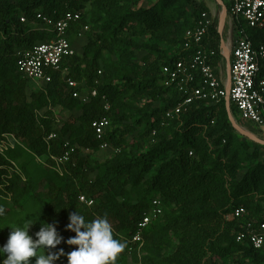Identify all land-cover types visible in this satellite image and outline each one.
I'll use <instances>...</instances> for the list:
<instances>
[{
    "label": "trees",
    "instance_id": "16d2710c",
    "mask_svg": "<svg viewBox=\"0 0 264 264\" xmlns=\"http://www.w3.org/2000/svg\"><path fill=\"white\" fill-rule=\"evenodd\" d=\"M118 1L0 0V146L10 144L7 137L13 138V148L7 146V150L0 151V197L10 196L14 201V206L8 210L0 199V207L4 209L0 222L11 211L19 210L18 217L22 218L17 221V226L32 225L29 234L34 239L41 222H45L55 223L58 233L66 241L75 235L66 230L68 217L75 210L84 215L86 221L106 215L116 231H113L114 238L125 241V251L129 253V240L136 233L142 214L152 199L159 197L164 202L165 211L145 231V243L140 250H148L144 264H204L203 259L209 253L226 258L238 252L244 253L251 264H264V250H255L247 243L236 241L242 222L233 217L236 208L244 207L249 217L264 218V206L259 209L258 204L254 209L255 201H264L263 146L250 139L237 138L225 100L217 104L196 102L179 118H174L178 120L166 118L167 111L175 107L183 95L175 88L164 87L162 66L179 58L186 31L195 28L201 14L208 10L206 7L199 5L192 14L194 20L182 24L181 18H188L185 6L191 4V0H161L147 9L108 17L100 34L88 35L83 55L76 52L64 63L68 76L80 84L78 91H82L85 83L94 84L98 71H101L98 65L104 50L113 52L119 42H125L122 35L127 32L166 36L172 27H176L181 47L169 58L157 50H150L139 63L109 72L105 82L93 86L98 90V96L88 103L73 98L72 89L61 73H55L52 82L45 87L31 92L30 80L19 73L16 50L49 39V35L40 30L41 24L36 20L38 13L58 19L66 12L80 11L81 20L72 24L68 31L73 45L80 29L90 26L82 9L88 4L113 8ZM22 18L26 22H21ZM233 26L234 36L236 27ZM247 34L254 45L264 44V27L247 29ZM210 36L206 46L219 53L220 38L214 23ZM126 51L122 49V52ZM156 52L162 57L152 59L151 54ZM218 60L224 67L223 58L218 56ZM129 89L153 101L164 102L163 107L145 113L144 137L151 145L148 151L129 149L128 136L141 126L143 119H139L126 127L108 130L104 141L117 153L106 163L86 168L85 161L74 155L72 163L75 166L67 164L63 176L43 166L41 182H33L35 177L29 172L27 162L46 157L50 163L51 155L60 156L64 152L65 141L69 140L72 145L99 147L101 142L96 139L91 124L93 120L107 116L102 96L117 103L127 97ZM58 107L77 109L81 113L59 125L61 121L58 122L54 111ZM231 112L235 118L239 117L233 104ZM172 122L181 126L170 132L172 137L168 138L166 131ZM52 132H57V138L47 143ZM190 152L193 155L190 156ZM93 172H97L94 178L91 177ZM40 184L46 190L39 197L33 196V190ZM80 195L93 200V205L82 204ZM31 203L36 205V213L26 216L27 205ZM177 209L181 214L179 217L175 216ZM175 228L181 230L179 250L173 258L164 257L163 251L173 246L169 233ZM147 240L150 243L146 246ZM5 243L0 229V247ZM74 247L62 242L51 249L52 253H58L60 249L65 253L55 263L68 264L67 254ZM140 252L133 250L131 254ZM4 258L0 254V264ZM121 262L117 256L111 264ZM31 264H35L34 261L31 260Z\"/></svg>",
    "mask_w": 264,
    "mask_h": 264
},
{
    "label": "built area",
    "instance_id": "2783aa9c",
    "mask_svg": "<svg viewBox=\"0 0 264 264\" xmlns=\"http://www.w3.org/2000/svg\"><path fill=\"white\" fill-rule=\"evenodd\" d=\"M229 16L236 27L235 42L231 47L230 88L218 74L216 61L219 53L205 44L214 19L207 12H203L195 28L186 31L179 58L162 66L164 87L175 88L183 95V99L167 111L166 118H179L196 102L217 104L229 99L243 121L264 133V44L254 45L247 34V29L264 27V0H230ZM81 18L80 11L66 12L58 19L38 13L36 20L41 24L40 30L47 33L49 39L16 50V61L18 71L25 78L37 83L39 88L51 83L55 73H61L68 87L72 89L73 98L88 103L98 96V90L94 87L88 95L78 91L80 84L68 76V68L64 67L65 61L76 54L68 38V31ZM21 22H26V19L22 18ZM89 28V25H85L77 37L85 35ZM98 74L101 75L102 71H98ZM95 83L99 84L97 80ZM102 105L104 111L109 112L106 96H102ZM57 120L60 121L58 118ZM91 126L96 139L101 142L100 147L108 148L109 144L104 138L110 130L109 117L105 115L95 119ZM56 138L57 132H52L46 141L49 143ZM7 139L10 144H2L1 152L7 150V146L13 148L9 137ZM76 149L69 140L65 141L64 152L60 156H50V168L63 176L67 171V164L75 166L72 162ZM79 200L87 206L93 205V200L85 195H80ZM164 211L163 200L159 197L152 199L149 208L142 214L136 233L129 240L130 254L133 250L140 252L145 243V231L153 221L164 215ZM233 217L242 222L236 241L247 243L255 250H264V218L249 217L244 207L236 208Z\"/></svg>",
    "mask_w": 264,
    "mask_h": 264
},
{
    "label": "rangeland",
    "instance_id": "374dc122",
    "mask_svg": "<svg viewBox=\"0 0 264 264\" xmlns=\"http://www.w3.org/2000/svg\"><path fill=\"white\" fill-rule=\"evenodd\" d=\"M160 1L161 0H119L118 5L113 8H103L98 5L88 4V6L82 9V11L85 15L86 21L90 23V28L89 31H87L86 35L74 39L73 42L74 49L76 50L79 56H82L84 53V47L88 43V35L100 34L102 31L101 27L104 24H106L108 17H110L111 15L117 14L121 16L130 13L131 11H137L139 9H147L159 3ZM211 1L214 0H191V4L185 6L186 11L188 13L187 14L188 18L182 17L180 23L182 24L183 22H187V23L192 22L194 20L192 14L196 10V8L199 5H203L204 7H206V4H208ZM175 7H181V6L175 5ZM205 12L211 15V12H209L208 10ZM221 12L222 10L220 9V7H217L216 12L213 11L215 15L214 14L211 15V17H213L214 19L213 23L216 25V27H218L219 25ZM228 23H229V19H228ZM178 38H179V32L176 27H172L170 29V32L167 33L166 36H162L158 33L136 35L133 32H127L123 34L122 39L125 42L124 43L119 42L116 45L113 52L104 50L102 57L99 60L98 66H99V70L102 71V74L101 75L98 74V76L95 77V80H97L99 84L96 85V83L94 82V84L92 83L93 85H90L84 82L86 86L83 84V88H82L83 94L88 95L89 91L93 88L94 85L98 86L101 85L103 82H105L106 75L109 72L115 70H121V68L124 65H129L131 67L134 63H139L143 59V57L150 52V50H152V52H155L157 50L160 53H162V56H165L167 58L175 55L181 47ZM40 41L42 40H38L37 42ZM223 41L225 42V44L230 43L232 45H234L235 42V37L232 35V31L229 30L227 26H225L224 28ZM123 48L127 50L125 53L122 52ZM151 56L152 59H157L159 57H162L159 56L157 52L151 54ZM84 67H85V63L81 65V70H83ZM223 71H224L223 78L225 79L226 64L224 65ZM132 76L134 77V74ZM39 87L40 86L37 83L33 81L29 82L30 92L37 90V88L39 89ZM127 93H128L127 97L120 99L117 103H112L108 100L110 110L105 114H107V116L110 119V129L114 130L117 127L123 128L129 124L135 123L139 119H143L141 126H138L135 132L132 133L130 136H128V141L130 143L129 149H133L137 152L148 151L151 145L149 140L146 137H144V127L146 125L145 113H151L153 109L163 107L164 102L153 101L148 96L138 95L134 93L133 90L130 89L129 91H127ZM54 111L56 117L61 121L59 125H61V123L65 122L66 120H69V118H71L72 116L78 117L81 113V111L77 109L62 110L59 107L55 108ZM235 119L237 121L238 126H240L244 131L264 140V133L261 132L259 129L241 120L238 116H236ZM175 120L178 119H174L173 121ZM180 126L181 124L178 122L170 123L169 129L166 131L168 138L172 137V134L170 132L177 130ZM237 133H238L237 138L239 140H245L246 137L241 135L238 131ZM12 139L13 138H9L10 142H12ZM75 146L77 148L75 155L76 157L78 156V158H81L85 161L86 168L88 167L95 168L96 165L104 164L107 161L111 160L117 153L116 149L110 145L106 149H102L100 146L97 148L94 146H81L78 143H75ZM46 159H47L46 157H43L41 158L40 161L38 159H35L34 161L27 162L29 164L28 165L29 172L35 177L33 180L35 184L41 182L42 180L43 172L41 170L43 169V166L49 168L51 166L50 163L46 161ZM261 161L264 163V146L261 148ZM245 169H248V166H246ZM152 173L153 172H151L150 175H152ZM96 174L97 172H93L91 174V177L94 178ZM239 177L240 178L242 177V172L239 174ZM45 190L46 189L42 184L38 186L36 185L35 189L32 192V195L39 197ZM128 190L130 195L134 197L135 194L133 191H131V188L128 187ZM0 199L4 201L6 207H8V210L12 209V207L14 206V201H12L13 199H11L10 196H1ZM257 205L259 206L260 209L262 206H264V201L259 203H256L255 201L254 209L257 208ZM170 208L172 207H169V209ZM27 210L28 211L26 212L27 213L26 216L28 214L34 215L36 213V205L33 203L27 205ZM19 213H20L19 210L11 211L10 214L0 222V229L2 232V237L5 242H7L11 231V229L8 227L17 226L18 225L17 221H20V219L22 218V217L20 218L18 217L20 216ZM180 215H181L180 211L177 209L175 216L179 217ZM227 218H229V215L227 216ZM159 221H162V218ZM113 231L116 232L114 229ZM180 232L181 230L175 228L169 233V236L173 242V246L163 251L164 257L173 258L176 256L180 246V240H179ZM120 239H122V237ZM149 243L150 240H147L146 246L149 245ZM37 254L40 255L45 253L43 249H40L38 250ZM147 255H148V250L146 249L138 254H130L126 252L124 248V250L118 255V257L122 259L121 264H144V258ZM31 260L34 261L35 263V257L31 258ZM203 263L204 264H251V261L242 252H238L226 258H219L215 254L209 253L208 256H206L203 259Z\"/></svg>",
    "mask_w": 264,
    "mask_h": 264
},
{
    "label": "clouds",
    "instance_id": "9594fccd",
    "mask_svg": "<svg viewBox=\"0 0 264 264\" xmlns=\"http://www.w3.org/2000/svg\"><path fill=\"white\" fill-rule=\"evenodd\" d=\"M4 214L0 207V216ZM66 230L75 233L64 241L55 223L41 222V227L35 233V239L29 234L32 225L8 227L11 229L7 242L0 247V254L5 258L2 264H55V261L65 255L63 249L58 253L50 250L57 248L62 242L75 246L67 254L68 264H111L124 250L125 244L114 238L113 228L107 216L86 221L85 216L75 212L68 217ZM44 249L46 254L38 255V250Z\"/></svg>",
    "mask_w": 264,
    "mask_h": 264
},
{
    "label": "crops",
    "instance_id": "0c3cea01",
    "mask_svg": "<svg viewBox=\"0 0 264 264\" xmlns=\"http://www.w3.org/2000/svg\"><path fill=\"white\" fill-rule=\"evenodd\" d=\"M211 2H209L208 4H206V8L208 9L209 12H211V15H212V14H214L213 11L216 12L217 7H220V9L222 10L221 15H220V20H221V17H222L224 8L226 7L227 16H226L224 28H225V26H227L229 28V30L232 31L234 26H233V23L231 22V19H230V16H229L230 0H214V1H211ZM228 19H229V23H228ZM224 28H223V31L221 33L220 32V22H219V25L217 27V32L219 33V38H220L219 39V47H220L219 56H221V58H223V62H224V65H225L226 64L225 49L230 53V56H231V47H232V44H230V43L229 44H227V43L225 44V42L223 41ZM235 34H236V31H235ZM235 34H234V37H235ZM209 38H211L210 33H209V36H208V39L207 40H209ZM231 60H232V57H231ZM216 66H217V70H218V74L220 75V78L228 86V74H227V70L225 71L226 78L224 79L223 78V76H224L223 68L224 67H222V65H221V63H220L219 60L216 61ZM239 118H240V115H239ZM246 123H248V122H246ZM248 124H250V123H248ZM250 125H252V124H250ZM252 126L255 127L254 125H252Z\"/></svg>",
    "mask_w": 264,
    "mask_h": 264
},
{
    "label": "water",
    "instance_id": "95a60500",
    "mask_svg": "<svg viewBox=\"0 0 264 264\" xmlns=\"http://www.w3.org/2000/svg\"><path fill=\"white\" fill-rule=\"evenodd\" d=\"M226 16H227V10L225 7L223 14H222V17H221V20H220V32L221 33L223 31V28H224ZM225 54H226V56H225L226 57V70H227V74H228V88H230V83H231V56H230V53L226 49H225ZM226 109H227L229 120H230L232 126L235 128V130H237L241 135L250 139L251 141H253L259 145L264 146V140L244 131L240 126H238L237 121L235 120V118L232 115L231 103H230L229 99L226 100Z\"/></svg>",
    "mask_w": 264,
    "mask_h": 264
}]
</instances>
